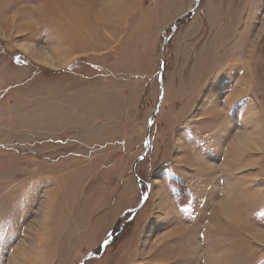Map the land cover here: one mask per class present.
Instances as JSON below:
<instances>
[{
	"label": "rangeland",
	"instance_id": "374dc122",
	"mask_svg": "<svg viewBox=\"0 0 264 264\" xmlns=\"http://www.w3.org/2000/svg\"><path fill=\"white\" fill-rule=\"evenodd\" d=\"M195 5L0 0V264H264V0Z\"/></svg>",
	"mask_w": 264,
	"mask_h": 264
},
{
	"label": "water",
	"instance_id": "95a60500",
	"mask_svg": "<svg viewBox=\"0 0 264 264\" xmlns=\"http://www.w3.org/2000/svg\"><path fill=\"white\" fill-rule=\"evenodd\" d=\"M199 1L200 0H196V5H195V8L194 10L191 12V13H194L195 10L197 9L198 5H199ZM167 43H164V45H166ZM164 56V55H163ZM163 63V62H162ZM163 69V65L161 66V70ZM161 70H160V78H161ZM160 82H161V98H160V106H161V103L163 102V98H164V88H163V83H162V79H160ZM159 113V110L156 111L155 115L156 116L157 114ZM153 126V119L150 120L149 122V125H148V134H147V137H146V140H145V152H144V157L149 153V150H150V141H149V135H150V131H151V128ZM149 197V193H147L143 199H142V202L141 204L137 207L136 211H138L139 209L142 208V206L145 204V202L147 201ZM107 243L108 241L104 242L103 243V246H102V253H104L105 251V247L107 246ZM102 253L99 255V256H95L93 254H90L89 256H87L85 258V260L82 262V264H84L88 259H91V258H99L102 256Z\"/></svg>",
	"mask_w": 264,
	"mask_h": 264
},
{
	"label": "crops",
	"instance_id": "0c3cea01",
	"mask_svg": "<svg viewBox=\"0 0 264 264\" xmlns=\"http://www.w3.org/2000/svg\"><path fill=\"white\" fill-rule=\"evenodd\" d=\"M49 60L48 59H46V60H42V62L41 63H43V64H45V65H48V66H53L52 64H50L49 62H48ZM54 67V66H53ZM204 198V197H203ZM202 238L204 239V235H202ZM252 259V258H251ZM251 261V260H250ZM251 263V262H250Z\"/></svg>",
	"mask_w": 264,
	"mask_h": 264
},
{
	"label": "bare ground",
	"instance_id": "6f19581e",
	"mask_svg": "<svg viewBox=\"0 0 264 264\" xmlns=\"http://www.w3.org/2000/svg\"><path fill=\"white\" fill-rule=\"evenodd\" d=\"M252 140H253V139H252ZM222 210H223V209H222ZM226 214H227V215H231V213H230V212H226Z\"/></svg>",
	"mask_w": 264,
	"mask_h": 264
}]
</instances>
